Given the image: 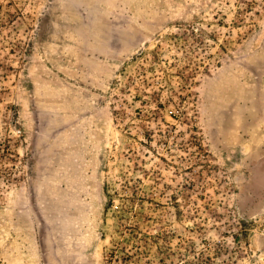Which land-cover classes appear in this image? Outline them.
Wrapping results in <instances>:
<instances>
[{
    "label": "rangeland",
    "instance_id": "1",
    "mask_svg": "<svg viewBox=\"0 0 264 264\" xmlns=\"http://www.w3.org/2000/svg\"><path fill=\"white\" fill-rule=\"evenodd\" d=\"M0 264H264V0H0Z\"/></svg>",
    "mask_w": 264,
    "mask_h": 264
}]
</instances>
